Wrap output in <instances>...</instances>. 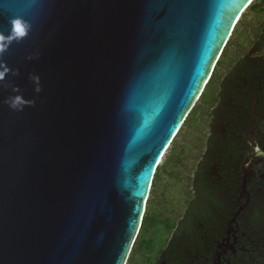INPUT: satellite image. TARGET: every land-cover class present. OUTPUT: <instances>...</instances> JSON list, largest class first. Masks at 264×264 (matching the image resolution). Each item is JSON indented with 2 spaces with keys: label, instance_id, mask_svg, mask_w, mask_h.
<instances>
[{
  "label": "water",
  "instance_id": "1",
  "mask_svg": "<svg viewBox=\"0 0 264 264\" xmlns=\"http://www.w3.org/2000/svg\"><path fill=\"white\" fill-rule=\"evenodd\" d=\"M251 1L42 0L2 58L19 75L0 85V264L127 263L155 169ZM27 3L0 0V32ZM14 86L34 106L9 109Z\"/></svg>",
  "mask_w": 264,
  "mask_h": 264
},
{
  "label": "trees",
  "instance_id": "2",
  "mask_svg": "<svg viewBox=\"0 0 264 264\" xmlns=\"http://www.w3.org/2000/svg\"><path fill=\"white\" fill-rule=\"evenodd\" d=\"M250 14H254L255 19L260 18V21H255L256 27L254 29H246L244 31V24L247 21L246 17ZM262 16H264V0L251 1L239 17L215 63V68L216 66L218 68L221 66L222 60L227 54L225 49L230 46L234 32L241 28L240 33L242 35H245L246 32L251 34L248 50L229 65V68L220 79L219 90L215 100L210 105L212 107L213 103L215 104L209 112V130L205 147L187 180H192L194 184L192 188L186 189L184 198L186 211H183V214L176 219V222H170L168 218H159L154 223H149L148 202L157 186L161 167L169 159V153L167 155L165 153L162 159L163 163L157 165L158 167H156L153 174L152 185L140 229L126 264H128L131 256L142 248L150 255L153 249L152 243L139 248V240L158 226H162L166 233L172 232L171 238L165 241L164 247L160 249V257L166 261V264H193L196 256L203 251V247L196 240L191 242L183 240L184 237H190L188 228L225 226L231 218L230 214L232 211H230V208L233 203L232 200L225 202V200L219 201L200 197L201 190H199L200 186L198 184L200 182L206 184L217 182L219 186L222 185L219 188V190H222L224 189V184L231 183V171L240 163V154L245 147L243 131L247 129L249 124L246 117L251 115L253 103H256L255 108L264 110V17ZM217 74V70L215 71L213 68L205 88L167 150L180 134L190 114L194 112L199 103L201 104L200 101L206 88ZM169 166L178 169L186 165H184V162L182 163L180 158H177ZM173 174L176 176L175 172L173 173V170H170L169 176H173Z\"/></svg>",
  "mask_w": 264,
  "mask_h": 264
},
{
  "label": "flooded vegetation",
  "instance_id": "3",
  "mask_svg": "<svg viewBox=\"0 0 264 264\" xmlns=\"http://www.w3.org/2000/svg\"><path fill=\"white\" fill-rule=\"evenodd\" d=\"M214 105L208 107V112ZM255 105L252 104L251 115L246 117L249 124L243 131L245 147L240 163L231 171V183L224 184L222 190L217 182L198 184L200 197L232 200L233 203L231 218L225 226L188 228L190 237L183 240H196L203 247L193 264H264V155L255 150L259 146L264 152V110ZM186 182L187 188H192V180ZM237 211L235 222L230 225ZM171 236L172 232L168 233V240ZM152 259V264H166L160 250Z\"/></svg>",
  "mask_w": 264,
  "mask_h": 264
},
{
  "label": "rangeland",
  "instance_id": "4",
  "mask_svg": "<svg viewBox=\"0 0 264 264\" xmlns=\"http://www.w3.org/2000/svg\"><path fill=\"white\" fill-rule=\"evenodd\" d=\"M246 17V16H245ZM248 17V18H247ZM244 31L254 29L255 21H260V18L255 19L254 14L247 15ZM264 17V16H262ZM264 19V18H263ZM264 21V20H263ZM241 28L234 32L231 37V44L226 47V55L222 60L221 66L217 70L211 84L206 88L204 96L190 114L178 137L172 143L171 147L166 151L169 153V159L161 167L157 186L152 192V196L148 202L149 223H154L159 218H168L170 222H176V219L181 217L184 211L185 196L187 189V180L193 172L195 164L204 150L205 142L209 130V112L208 107L215 100L217 91L219 90V82L225 74L229 65L246 52L250 45L251 34L246 32L245 35L240 33ZM233 38V39H232ZM180 158L185 167L175 169L172 166L174 159ZM173 170L176 176H169V171ZM191 177V176H190ZM142 240V241H141ZM139 240L140 246L152 243V254H148L145 250L140 249L131 256L128 264H152L153 256L165 245L168 240V233L162 226H158L149 234L142 236ZM141 241V242H140Z\"/></svg>",
  "mask_w": 264,
  "mask_h": 264
},
{
  "label": "clouds",
  "instance_id": "5",
  "mask_svg": "<svg viewBox=\"0 0 264 264\" xmlns=\"http://www.w3.org/2000/svg\"><path fill=\"white\" fill-rule=\"evenodd\" d=\"M42 0H28L27 3V16L25 18L21 15H11L8 17V24L10 25L7 34L0 32V85L3 84L5 77L11 72L12 75H19L18 70H12L8 68L6 64L3 63L2 58L4 54L9 50L13 42L20 43L26 37L30 35L34 28V21L31 18V13L35 10ZM242 13V12H241ZM240 15L238 16V18ZM237 18V20H238ZM236 20V21H237ZM235 21V23H236ZM38 54L30 55L28 59H36ZM29 79L33 83V91L35 93H40L42 91V86L40 83V77L38 75L32 74ZM204 89V88H203ZM12 92L16 95L9 96L4 101L9 109L12 111H23L25 107H32L35 104L34 100L26 99L21 93L18 87H13ZM256 150L259 151V146H256Z\"/></svg>",
  "mask_w": 264,
  "mask_h": 264
},
{
  "label": "bare ground",
  "instance_id": "6",
  "mask_svg": "<svg viewBox=\"0 0 264 264\" xmlns=\"http://www.w3.org/2000/svg\"><path fill=\"white\" fill-rule=\"evenodd\" d=\"M158 167V166H157Z\"/></svg>",
  "mask_w": 264,
  "mask_h": 264
}]
</instances>
